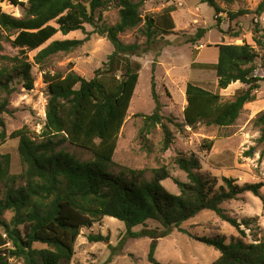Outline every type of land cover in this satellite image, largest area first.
I'll return each mask as SVG.
<instances>
[{
	"label": "trees",
	"instance_id": "trees-1",
	"mask_svg": "<svg viewBox=\"0 0 264 264\" xmlns=\"http://www.w3.org/2000/svg\"><path fill=\"white\" fill-rule=\"evenodd\" d=\"M14 7H24L22 18L12 17L0 9V39L3 33L13 36L11 45L20 50L21 59H16L11 71L0 69V91L11 95L12 76L20 77L23 88H34L31 77L32 65L25 55L41 49L56 34L66 36L83 30L85 25L105 37L113 47L103 68L87 80L69 72H44L48 101L41 140L28 136L25 129L9 135L18 139V154L22 172L10 174V156L0 158V264H13L10 259L23 264H69L74 256L75 242L83 228L110 217L124 223L126 238L152 240L148 253L150 264H161L155 258L156 240L168 236L174 229L187 234L180 226L203 211L215 213L221 220L236 229L241 238H196L197 241L219 252L211 264H264V242L247 243L244 232L235 219L225 214L221 205L235 200L239 195L251 193L264 202L262 184L238 185L232 178H222V185L214 189L215 178L202 176L200 165L194 156H178L175 162L186 173L187 182L174 179L179 190L170 194L162 185L170 178L161 167L152 172V179L145 180L143 171L123 169L115 174L110 171L119 134L138 83L141 63L134 60L149 50L133 43L124 44L119 36L135 29L142 22L141 6L147 0H118L119 20L108 26L102 22L103 0H0ZM231 2L232 0H223ZM26 2V5L25 3ZM214 9L216 28H220L224 11L215 0H201ZM168 9L163 17V27L155 26L154 19L145 20L148 40L155 31L168 33L175 28ZM264 13V0L254 11L256 17ZM230 22L248 12H227ZM206 29H199L192 41L204 37ZM223 33V31H220ZM237 37L238 33L232 35ZM87 39L54 40L38 51L34 64L43 67L47 61L60 53H70L82 46ZM252 41L258 51L248 43L241 45L219 44L217 62L213 65L219 91L234 83L247 88L239 91L232 101L223 102L218 93H213L188 83L185 89L186 106L183 109L184 125L195 128L200 124L229 127L238 119L245 104L255 101L254 92L264 82L259 77L257 60L264 69V28L253 21ZM205 68L207 65H198ZM151 77V97L154 110L150 115L138 114L142 126L137 141L145 152H152L150 135L160 126L163 134L160 151L166 152L172 145V133L161 115L162 105ZM7 98L0 101V115L7 111ZM165 120V122H164ZM260 128L258 142H264V112L255 120ZM0 143L7 135L5 123L0 117ZM70 144L91 154L92 159L82 161L61 147ZM213 141L205 144L211 150ZM250 154V153H249ZM10 212V221L2 218ZM153 221L161 229L134 232L133 228ZM90 242H106L108 237L89 235ZM35 244L44 248H34Z\"/></svg>",
	"mask_w": 264,
	"mask_h": 264
},
{
	"label": "rangeland",
	"instance_id": "rangeland-1",
	"mask_svg": "<svg viewBox=\"0 0 264 264\" xmlns=\"http://www.w3.org/2000/svg\"><path fill=\"white\" fill-rule=\"evenodd\" d=\"M101 9L102 22L108 26L119 20L118 0H103ZM137 1V0H135ZM224 11L220 28H216L214 9L201 0H147L141 6L142 22L135 29L119 36L124 44H139L149 51L140 58L134 57L141 63V71L133 98L119 134L117 147L113 156L110 171L117 174L123 169L143 171L144 179H152V172L164 167L170 178L162 182L163 187L172 195L179 193L174 179L187 182L186 173L177 166L175 159L182 155L194 156L200 165L202 176L215 178L214 189L221 186L222 178H232L238 185L262 184L261 195L264 196V142H258L260 128L255 125L257 117L264 112V82L254 92L255 101L245 104L238 119L229 127L207 126L200 124L195 128L184 125L183 109L186 106L185 89L188 83L194 84L213 93H218L223 102L232 101L237 93L247 87L234 83L227 89H217V79L213 65L217 62L219 44L241 45L248 43L257 51L252 41L253 21L258 20L264 28V13L260 17L254 11L262 0H232L226 2L215 0ZM26 5V2H24ZM24 7H14L7 1L0 2L2 12L15 17L24 16ZM168 9H172V19L175 28L168 33L155 31L148 40L145 33V20L154 19L155 26L163 27V17ZM247 11L248 14L230 22L227 12ZM206 29L203 38L194 43L197 31ZM220 31H223L221 33ZM238 33L237 37L232 35ZM13 36L3 33L0 39V69L6 67L11 71L16 59H21L20 50L13 48ZM87 39L76 50L52 56L47 63L40 67L34 64V57L39 50L54 40ZM41 49L28 52V61L32 65L31 77L34 88L27 91L23 88L20 77L12 76L9 96L0 91V101L7 98V111L0 115L5 123L7 138L0 143V158L10 156V174L18 176L22 165L18 154V139H10L15 131L25 129L33 140L40 141L45 124V110L48 101L47 85L43 73H60L66 75L73 72L87 80L94 72L103 68L107 56L113 47L105 37L93 32V28L85 25L83 30L69 33L66 36L56 34ZM200 64L207 65L201 68ZM256 75L264 77V69L260 68L257 60ZM154 76L155 90L162 105L161 115L172 133L173 143L166 152L160 151L163 138L160 126H157L150 140L153 151L145 152L137 141L138 130L142 121L138 114L150 115L154 110L151 97V77ZM165 122V120H164ZM1 130V129H0ZM213 141L211 150L205 144ZM61 149L82 161L92 159L90 153L64 144ZM250 153V154H249ZM221 208L230 218L240 224L247 243L264 242V202L251 193L239 195L237 199L223 203ZM12 214L5 212L2 216L7 222ZM144 229L153 230L161 227L148 221L145 225L133 228L134 232ZM188 233L184 234L174 229L168 236L156 240L154 258L161 264H211L219 257V252L196 238H224L228 243L232 237L241 238L234 227L221 220L215 213L203 211L180 226ZM89 235L108 237L106 242H90ZM152 240L148 237L133 239L126 238L124 223L117 219L105 217L94 223L90 228H83L75 242L74 256L69 264H150L148 253ZM35 244L34 248H44ZM13 264H23L20 260L10 259Z\"/></svg>",
	"mask_w": 264,
	"mask_h": 264
},
{
	"label": "crops",
	"instance_id": "crops-1",
	"mask_svg": "<svg viewBox=\"0 0 264 264\" xmlns=\"http://www.w3.org/2000/svg\"><path fill=\"white\" fill-rule=\"evenodd\" d=\"M174 21V20H173ZM174 24H175V21H174ZM176 25V24H175Z\"/></svg>",
	"mask_w": 264,
	"mask_h": 264
}]
</instances>
